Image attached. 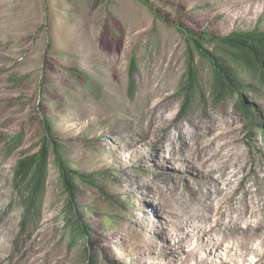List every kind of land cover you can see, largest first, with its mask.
<instances>
[{
  "label": "rangeland",
  "instance_id": "obj_1",
  "mask_svg": "<svg viewBox=\"0 0 264 264\" xmlns=\"http://www.w3.org/2000/svg\"><path fill=\"white\" fill-rule=\"evenodd\" d=\"M257 25L264 0H0V264H264V87L247 90L253 129L235 98L212 101L208 66L206 100L183 113L182 99L181 28ZM48 135L95 174L74 185L86 243L53 151L42 214L22 227L15 172Z\"/></svg>",
  "mask_w": 264,
  "mask_h": 264
},
{
  "label": "trees",
  "instance_id": "obj_2",
  "mask_svg": "<svg viewBox=\"0 0 264 264\" xmlns=\"http://www.w3.org/2000/svg\"><path fill=\"white\" fill-rule=\"evenodd\" d=\"M186 35V51L188 53L187 68L182 85L183 113L189 112L196 98L203 96L202 83L199 79L200 67L208 66L211 71V97L213 102L235 98L237 108L246 117L251 129L259 123L260 112L257 107L247 101V90L258 91L264 87V29L259 25L249 30H236L227 35H211L208 31L196 32L181 28ZM206 43H214L215 49H209ZM199 55V61L196 56ZM137 69V62L132 60L130 74ZM250 83V84H248ZM260 129L264 132V126ZM257 126V127H259ZM48 129L49 125L47 124ZM9 150L22 145V135L12 138ZM55 154V161L61 171L62 184L70 191L71 206L68 221L72 242L88 239L91 230L78 212V204L74 202V185L78 182L95 186L94 175H86L76 169L69 170L71 162L64 159L62 146L58 141L52 142L51 136L43 138L42 149L35 154L19 160L15 172L16 184H26L28 193L25 196V207L22 227L35 222L42 214L49 177L50 153ZM95 258L89 257V264H96Z\"/></svg>",
  "mask_w": 264,
  "mask_h": 264
}]
</instances>
